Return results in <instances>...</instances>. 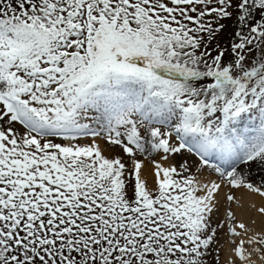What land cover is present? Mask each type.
I'll return each mask as SVG.
<instances>
[{
  "label": "snow or ice",
  "instance_id": "obj_1",
  "mask_svg": "<svg viewBox=\"0 0 264 264\" xmlns=\"http://www.w3.org/2000/svg\"><path fill=\"white\" fill-rule=\"evenodd\" d=\"M236 192L264 201V0H0V264H220L219 229L264 264Z\"/></svg>",
  "mask_w": 264,
  "mask_h": 264
},
{
  "label": "rangeland",
  "instance_id": "obj_2",
  "mask_svg": "<svg viewBox=\"0 0 264 264\" xmlns=\"http://www.w3.org/2000/svg\"><path fill=\"white\" fill-rule=\"evenodd\" d=\"M228 23V25H229V27H228V30L225 32V34H224V38H225V40L226 39H228L229 38V34L234 30L233 28H232V22L231 21H228L227 22ZM91 137H87V138H85V139H82L81 141H79V143H81V144H87V143H90L91 142ZM99 143H100V147H101V149L103 150V153H104V155H106V156H112V155H115V154H117L116 153V150H112V149H109L108 148V146L107 145H105V143L103 142V141H99ZM189 163L190 164H194L195 163V157H191V158H189ZM149 168H150V165L148 166ZM145 175L148 177V179H149V183L151 184V180H152V178H151V176H148V168H146L145 169ZM209 175V173L206 171L205 172V176H208ZM212 178L214 179L215 178V176H214V174L212 175ZM258 177L256 176V177H252V179L254 180V181H256V182H258V179H257ZM226 190V189H225ZM225 190L223 189L222 191H221V193H220V197H221V200H222V202H224V199H223V197L225 196V194L227 193V191L225 192ZM225 192V193H224ZM241 193V192H236L235 193V195L237 196V197H240V195L239 194ZM242 193H244V194H246V192H242ZM238 194V195H237ZM248 204V203H247ZM250 204V203H249ZM248 204V205H249ZM234 206L235 205H233L232 207L234 208ZM227 207H228V205H227V202L225 201V205H221V207H220V210H219V212H217L215 215H214V217H213V226L215 227L216 226V224H218V223H220V222H222V221H224V219H225V216H224V213H225V210L227 209ZM261 216H259V221L257 222V224L258 225H256V227L254 226L253 227V229H254V231L255 232H257V233H259L260 232V230H261V227L262 226H264V225H262V221L264 220V217H261ZM258 228V229H257ZM259 230V231H258ZM225 233H226V229H219L218 230V235H217V240L219 241V243L216 245V247H217V249L219 250V256H220V264H228V263H225V262H223V251H222V246H223V243H226V235H225ZM251 234V233H250ZM244 239H246L245 237H244ZM222 243V244H221Z\"/></svg>",
  "mask_w": 264,
  "mask_h": 264
},
{
  "label": "bare ground",
  "instance_id": "obj_3",
  "mask_svg": "<svg viewBox=\"0 0 264 264\" xmlns=\"http://www.w3.org/2000/svg\"><path fill=\"white\" fill-rule=\"evenodd\" d=\"M254 177H256V176L254 175ZM227 190L228 189H226L225 192ZM239 195H240L239 198L241 199L242 207L236 208V206H234V209L236 210L238 219L243 220L246 224H249V226L252 228L254 226L256 227V225H258L257 222L259 221V214L256 212L255 208L264 204V201H262L259 197L250 195L248 193L244 194L241 192ZM247 203L248 204L250 203V204L248 205ZM221 205H225V201L222 202V200H221ZM254 205H255V207H254ZM252 221H255V224H253ZM225 235L227 237L226 243H223V246L221 247L222 251H223V262L230 264V261H232L234 259L233 254H232V247H233V245L231 243L232 238L229 237L226 233H225ZM245 238L247 239V237H245ZM236 264H239V262L237 261Z\"/></svg>",
  "mask_w": 264,
  "mask_h": 264
}]
</instances>
